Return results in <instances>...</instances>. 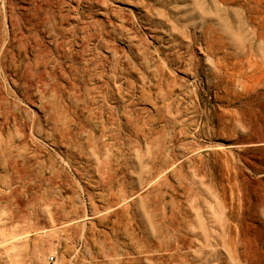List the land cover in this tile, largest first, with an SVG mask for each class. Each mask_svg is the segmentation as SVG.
I'll list each match as a JSON object with an SVG mask.
<instances>
[{
  "label": "rangeland",
  "instance_id": "1",
  "mask_svg": "<svg viewBox=\"0 0 264 264\" xmlns=\"http://www.w3.org/2000/svg\"><path fill=\"white\" fill-rule=\"evenodd\" d=\"M0 264H264V0H0Z\"/></svg>",
  "mask_w": 264,
  "mask_h": 264
},
{
  "label": "bare ground",
  "instance_id": "2",
  "mask_svg": "<svg viewBox=\"0 0 264 264\" xmlns=\"http://www.w3.org/2000/svg\"><path fill=\"white\" fill-rule=\"evenodd\" d=\"M22 37H24V36H22ZM26 47H28V44H26ZM13 66H14V68L17 69V66H15V65H13ZM23 73H26V69L23 71Z\"/></svg>",
  "mask_w": 264,
  "mask_h": 264
},
{
  "label": "built area",
  "instance_id": "3",
  "mask_svg": "<svg viewBox=\"0 0 264 264\" xmlns=\"http://www.w3.org/2000/svg\"><path fill=\"white\" fill-rule=\"evenodd\" d=\"M52 260H53V256H50V257H49V261H52Z\"/></svg>",
  "mask_w": 264,
  "mask_h": 264
}]
</instances>
